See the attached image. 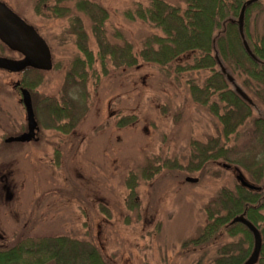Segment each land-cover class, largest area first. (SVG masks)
<instances>
[{"label":"rangeland","instance_id":"1","mask_svg":"<svg viewBox=\"0 0 264 264\" xmlns=\"http://www.w3.org/2000/svg\"><path fill=\"white\" fill-rule=\"evenodd\" d=\"M6 1L37 27L53 54V69L42 73L34 88L36 104L42 97L60 104L65 98L75 126L67 133L57 129L70 120H56L42 102L36 113L40 141L5 142L25 131L27 120L20 93L13 89L19 76L0 70V248L26 237L64 235L90 241L111 264H211L220 247L237 240L221 233L204 247L183 244L204 226L205 206L223 187L236 186L238 171L252 182L245 166L252 156L264 155V144L253 132L252 118L258 113L231 136L228 160L199 166L198 149L219 137L222 126L207 105L194 100L187 82L193 79L201 86L209 72L176 73L141 61L140 68L116 66L107 56L104 74L93 22L73 0L72 14L84 19L86 45L95 61L86 69V87L78 82L79 88L66 91L67 72L76 58H83L69 32L70 18L57 17L39 0ZM89 1L109 12L103 44L127 41L136 54L146 38L162 33L150 22L125 16L152 0ZM164 1L186 6V0ZM263 30L264 9L250 24L254 36ZM0 54L19 57L1 42ZM128 116L134 122L119 126ZM148 159L159 171L150 179L139 177L132 193L130 173L139 175ZM231 163L232 168L223 165ZM188 177L198 181L188 182Z\"/></svg>","mask_w":264,"mask_h":264},{"label":"trees","instance_id":"2","mask_svg":"<svg viewBox=\"0 0 264 264\" xmlns=\"http://www.w3.org/2000/svg\"><path fill=\"white\" fill-rule=\"evenodd\" d=\"M247 1L186 0L185 7L171 5L164 0H152L146 7L138 4L134 10L125 12V16L131 21L139 19L150 22L160 28L162 33L146 38L142 49L136 54L132 44L127 41L122 45L103 44L102 27L109 18V12L105 8L90 1H79L76 6L78 11L84 12L93 22L92 31L99 43L98 58L104 74L107 73V56H111L116 66L132 67L141 61L159 65L166 70L174 69L176 73L209 72L201 86L193 79L187 82L194 100L207 105L222 126L219 137L212 138L208 145L198 149L201 156L199 166L207 160H228V153L232 148L227 143L232 135L245 126L254 112H257L258 116L252 118L253 132L259 142L264 144V30L256 36L250 31L252 17L264 9V0H253L246 6L241 32L238 19ZM72 22L74 30H78L76 45L83 58H76L67 72V83L64 85L66 91L79 88L78 82L80 87H86V69H91L95 61L93 52L86 45V35H83L82 28L78 26V17H74ZM116 36L123 39L120 32H117ZM136 67L140 68L141 64ZM238 78L242 79L241 83ZM39 83L40 80L35 84H23L33 93L35 113L37 106L34 88ZM214 96L216 101H211ZM64 99L62 98L61 104L50 100L48 107L56 120H70L69 123L56 127L67 133L75 126V122L71 107ZM134 120L133 116L124 117L118 125L123 127ZM39 141L40 138L34 142ZM55 153L59 159L60 151ZM250 161L245 166L252 178V182H248L259 189L244 187L239 181L233 189L223 187L205 206L204 226L195 237L183 244L185 247H204L221 233L235 238L237 241L219 248L211 264H243L251 255L254 248L253 233L243 223L233 221L240 216L259 230L262 248L255 264H264V155L252 156ZM231 162L244 163V160L234 159ZM228 165V168L233 167L232 163ZM158 171L159 168L148 159L139 175L130 173L127 185L131 192H135L139 177L150 179ZM239 174L244 177L243 173L238 171L237 176ZM0 264L111 262L101 249L90 241L59 235L26 237L10 247L0 248Z\"/></svg>","mask_w":264,"mask_h":264},{"label":"water","instance_id":"3","mask_svg":"<svg viewBox=\"0 0 264 264\" xmlns=\"http://www.w3.org/2000/svg\"><path fill=\"white\" fill-rule=\"evenodd\" d=\"M253 0H248L242 7L238 19L240 31L243 32V20L246 6ZM0 40L10 50L22 53L21 59H13L0 56V69L17 73L26 67H35L49 71L53 68L51 50L46 40L38 33V31L30 25L19 14L14 12L9 6L0 0ZM22 103L26 110L27 131L17 136L8 137L7 143L19 142L27 143L38 141L37 131L39 130L38 122L35 117L31 94L26 88L21 89ZM228 168V164H224ZM238 181L247 188L258 190L259 188L244 179L242 175L237 176ZM188 182L196 183L197 178L188 177ZM233 221L241 222L246 225L254 236V248L249 258L243 264H255L261 248L262 238L259 230L244 217H236Z\"/></svg>","mask_w":264,"mask_h":264},{"label":"flooded vegetation","instance_id":"4","mask_svg":"<svg viewBox=\"0 0 264 264\" xmlns=\"http://www.w3.org/2000/svg\"><path fill=\"white\" fill-rule=\"evenodd\" d=\"M1 1H3L7 6H9L13 11H15L16 13H17V11H16V8L13 6V4H10L9 2H7L6 0H1ZM79 1H87V2H89V0H78L76 3H75V8L77 9V3L79 2ZM54 3V5L53 6H51L52 4L51 3ZM73 2V0H39V4L42 6H44L46 9H50V11L52 12V14H54V15H56L57 17H59V18H63V17H68V18H70V21H71V23H70V29H69V32L71 33V34H74V36L77 38V32H78V30H77V28H76V30H74V25H73V22H72V20H73V18H74V16H73V14H72V6H70L69 4L70 3H72ZM81 12V11H80ZM83 15L85 14L84 12H81ZM59 14H61V16H58ZM87 16V15H86ZM76 17V16H75ZM78 17V19H79V25L78 26H80L81 28H82V33H83V35H84V33H85V35H86V40H87V34H86V32H85V30H84V19H83V17L81 18V17H79V16H77ZM28 22V21H27ZM29 23V22H28ZM30 25H32L37 31H38V29H37V27L34 25V24H31V23H29ZM38 33H39V31H38ZM40 34V33H39ZM41 35V34H40ZM42 36V35H41ZM1 42V41H0ZM2 43V42H1ZM4 46H6L4 43H2ZM7 47V46H6ZM8 48V47H7ZM9 49V48H8ZM10 50V49H9ZM50 50H51V48H50ZM12 52H14V53H16L19 57L18 58H14V59H21V58H23L24 57V55L22 54V53H18V52H15V51H12ZM51 55H52V62H53V54H52V51H51ZM0 56H4V55H1L0 54ZM4 57H7V55L6 56H4ZM53 67H54V62H53ZM53 69V68H52ZM51 69V70H52ZM2 72H4V73H6V74H13V75H18L19 76V78L17 79V81L16 82H14L13 83V89L16 91V90H18V92L20 93V96H21V98H22V95H21V89L22 88H26L29 92H30V94H31V99H32V104H33V93L26 87V86H24L23 84L24 83H30V84H35V83H37L39 80H41L42 79V73H44V72H49V71H51V70H49V71H46V70H43V69H39V68H35V67H26L24 70H22V71H20V72H17V73H13V72H9V71H7V70H3V69H0ZM31 74H33V78H31ZM35 94H36V91H35V93H34V96H35ZM21 98H20V102H21ZM50 100H53L52 98H48V97H42V98H40L39 99V101L37 102V104L38 105H40V103H44L45 105L46 104H48L49 105V101ZM58 101V100H57ZM22 103V102H21ZM23 104V103H22ZM37 104H35L36 106H37ZM33 108H34V104H33ZM37 108H38V106H37ZM35 111V110H34ZM36 114V113H35ZM38 122V121H37ZM38 126H39V122H38ZM28 129V128H27ZM27 129L25 130V131H27ZM25 131H23V132H25ZM22 132V133H23ZM39 133H40V126H39V131H38V136H39ZM40 138V137H39Z\"/></svg>","mask_w":264,"mask_h":264}]
</instances>
